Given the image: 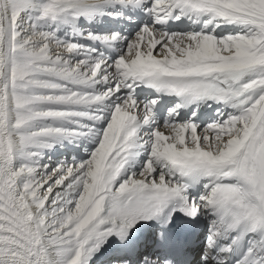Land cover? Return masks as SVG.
<instances>
[{
    "label": "snow or ice",
    "instance_id": "1",
    "mask_svg": "<svg viewBox=\"0 0 264 264\" xmlns=\"http://www.w3.org/2000/svg\"><path fill=\"white\" fill-rule=\"evenodd\" d=\"M0 264H264V0H0Z\"/></svg>",
    "mask_w": 264,
    "mask_h": 264
}]
</instances>
